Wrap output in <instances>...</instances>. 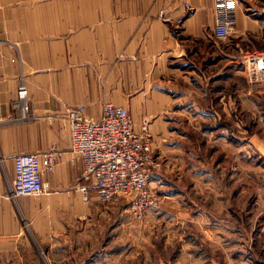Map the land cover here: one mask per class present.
I'll return each instance as SVG.
<instances>
[{
	"label": "crops",
	"instance_id": "crops-1",
	"mask_svg": "<svg viewBox=\"0 0 264 264\" xmlns=\"http://www.w3.org/2000/svg\"><path fill=\"white\" fill-rule=\"evenodd\" d=\"M253 1L238 0L233 13L238 27L247 23V8L257 6ZM185 3L197 12L180 28L162 18L163 14L179 18ZM217 19L215 0H0V264H41L26 231V224H33L34 208L27 199L11 195L16 154L58 150L61 158L55 172L43 173L48 195L54 196V203H79L76 193L84 166L71 152L69 108L84 105L87 117L98 119L104 103L111 102L130 111L137 129L143 117L137 122L134 109L152 108L156 118L149 125L151 132L165 122L171 94L184 89L179 80H184L188 91L189 81L196 77L204 89L202 107L235 106L236 88L225 87V77L227 61L236 56L226 53L225 41L215 37ZM175 29H180L178 34ZM191 53L201 57L199 66L192 62L185 72L169 64ZM167 76L171 94L164 89ZM21 84L27 86L39 120L27 126H2L13 115L12 101ZM155 151L163 159L164 154ZM168 195L165 185L162 197ZM91 201L98 200L93 195ZM215 247L219 252L226 246ZM176 264L236 261L218 256Z\"/></svg>",
	"mask_w": 264,
	"mask_h": 264
},
{
	"label": "rangeland",
	"instance_id": "rangeland-1",
	"mask_svg": "<svg viewBox=\"0 0 264 264\" xmlns=\"http://www.w3.org/2000/svg\"><path fill=\"white\" fill-rule=\"evenodd\" d=\"M253 2L257 6L244 12L246 25L235 22L223 41L226 53L236 56L227 61L225 77V87L236 88L235 106L202 107L200 77L189 81L188 91L180 79L184 89L173 95L170 77L164 79L173 100L163 113L165 122L150 132L154 151L164 154L163 169L152 178L162 182L151 183L160 206L144 221H136L122 203H85L83 180L78 204L54 203L48 194L22 197L34 208L26 231L41 264H176L218 256L264 264V89L250 82L241 63L245 53L264 51V0ZM192 62L199 66L201 57L191 53L169 64L186 72ZM134 110L137 122L143 117L137 127L144 121L153 125L152 108ZM165 185L169 198L162 197ZM216 244L226 247L218 252Z\"/></svg>",
	"mask_w": 264,
	"mask_h": 264
},
{
	"label": "built area",
	"instance_id": "built-area-1",
	"mask_svg": "<svg viewBox=\"0 0 264 264\" xmlns=\"http://www.w3.org/2000/svg\"><path fill=\"white\" fill-rule=\"evenodd\" d=\"M217 23L214 35L226 40L234 30L233 13L238 0H215ZM196 8L184 4V14L173 20L176 27L196 14ZM250 82L264 89V51H250L242 56ZM13 115L2 125L31 124L39 120L32 108V100L26 85L21 84L12 101ZM71 152L82 160L84 166L82 194L85 203L92 196L103 204L122 203L138 221L158 209L160 198L151 187L152 178L163 169L151 143L149 122L137 129L130 111L111 102L103 105L98 119L87 117L84 105L67 110ZM61 158L54 147L42 153H20L13 157L14 179L11 195L14 198L38 197L49 193L43 173L52 174ZM162 186V185H161Z\"/></svg>",
	"mask_w": 264,
	"mask_h": 264
}]
</instances>
